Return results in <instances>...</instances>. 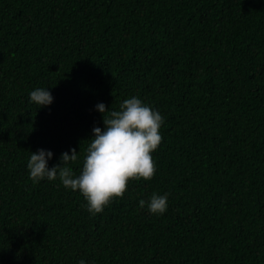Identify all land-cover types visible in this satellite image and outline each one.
<instances>
[{"label":"trees","instance_id":"trees-1","mask_svg":"<svg viewBox=\"0 0 264 264\" xmlns=\"http://www.w3.org/2000/svg\"><path fill=\"white\" fill-rule=\"evenodd\" d=\"M47 87L50 105L28 93ZM163 116L155 173L95 215L78 174L98 101ZM107 114V113H105ZM168 193L151 214L141 199ZM264 264V0H0V264Z\"/></svg>","mask_w":264,"mask_h":264},{"label":"clouds","instance_id":"clouds-1","mask_svg":"<svg viewBox=\"0 0 264 264\" xmlns=\"http://www.w3.org/2000/svg\"><path fill=\"white\" fill-rule=\"evenodd\" d=\"M28 95L38 108L53 101L47 87H36ZM94 108L102 114L104 127H92L78 174L68 166L69 161L78 158V152L71 148L60 154L59 164L51 167L48 161L53 153L45 148L30 151L26 164L33 183L59 178L66 188L78 190L91 215L102 212L111 199L121 197L129 179L152 178L155 173L152 152L162 139L159 129L163 123L162 114L136 95L123 99L118 110L109 111L102 101ZM139 205L146 206L151 214L161 215L168 207V193L154 191L147 201L141 199ZM77 264L93 262L81 258Z\"/></svg>","mask_w":264,"mask_h":264}]
</instances>
